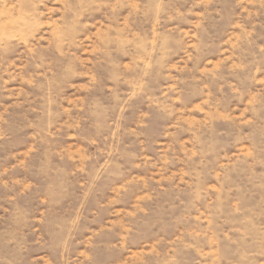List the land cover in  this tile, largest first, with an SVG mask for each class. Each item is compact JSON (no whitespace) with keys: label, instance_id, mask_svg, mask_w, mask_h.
I'll list each match as a JSON object with an SVG mask.
<instances>
[{"label":"rangeland","instance_id":"1","mask_svg":"<svg viewBox=\"0 0 264 264\" xmlns=\"http://www.w3.org/2000/svg\"><path fill=\"white\" fill-rule=\"evenodd\" d=\"M0 264H264V0H0Z\"/></svg>","mask_w":264,"mask_h":264}]
</instances>
